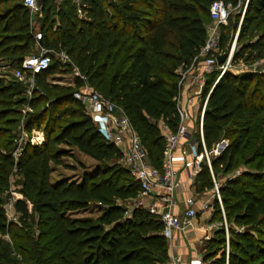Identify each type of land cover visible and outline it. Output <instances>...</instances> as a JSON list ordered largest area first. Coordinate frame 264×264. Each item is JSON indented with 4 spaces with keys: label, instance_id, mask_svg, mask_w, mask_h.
Wrapping results in <instances>:
<instances>
[{
    "label": "trees",
    "instance_id": "1",
    "mask_svg": "<svg viewBox=\"0 0 264 264\" xmlns=\"http://www.w3.org/2000/svg\"><path fill=\"white\" fill-rule=\"evenodd\" d=\"M22 1L0 0V61L16 67L35 54L37 44L38 16ZM42 1L40 45L54 54L65 51L71 62L63 65L52 54L50 66L35 75L30 98L22 82L0 76V234L11 238L0 236V264H165L170 247L162 222L140 208L131 217L125 214L140 185L74 92L88 84L121 107L151 164L161 168V126L172 132L178 126V70L205 44L216 0H83L82 17L73 0ZM237 15L242 42L234 61L263 58L264 0H249L242 21ZM228 25L222 27L223 50L234 38ZM258 29L254 41L246 37ZM59 72H74V84L51 83ZM216 75H208L203 127L208 149L228 141L212 167L230 224V252L227 259L225 232L219 230L207 241L203 260L219 253L215 264H264V73L228 71L211 91ZM26 105L32 111L24 112ZM34 127L44 140L27 141L15 158L20 130ZM71 149L99 165L79 181L53 178L55 166L73 155ZM239 168L242 173L232 178ZM12 170L22 177V198L15 202L22 226L6 223ZM195 178L201 189L214 187L206 164ZM96 205L97 216L74 214ZM222 218L216 205L210 220ZM235 225L243 230L235 231Z\"/></svg>",
    "mask_w": 264,
    "mask_h": 264
},
{
    "label": "built area",
    "instance_id": "2",
    "mask_svg": "<svg viewBox=\"0 0 264 264\" xmlns=\"http://www.w3.org/2000/svg\"><path fill=\"white\" fill-rule=\"evenodd\" d=\"M73 1L77 6L78 15L84 16L85 4L83 0ZM248 1L245 2L241 21ZM22 3L31 14L39 18L42 17V0H23ZM240 6L241 2L237 6H233L223 0H216L211 4L210 16L212 20L207 26L205 44L187 66L178 70V93L175 98L179 118L178 126L174 132L165 124L161 126L165 137V154L161 168L151 164L136 129L121 107L88 84L74 92L75 98L84 105L86 113L91 116L98 132L104 136L107 142L119 148L122 153L121 164L129 170L140 185V191L136 198L127 203L125 214L131 217L133 210L140 208L157 216L163 224L162 234L168 240L171 250L174 248L175 239L179 234L184 235L187 230L195 228L197 219L202 214L212 216L216 205H218L223 218L208 220L200 224L199 228L204 231V235L200 239L205 242L209 241L217 231L224 230L226 258L229 257L230 225L226 219L220 186L212 167L213 158L222 151L228 141L223 139L212 149H208L206 146L203 122L209 94L205 95L204 91L208 75L214 72H217V75L211 90L228 71L264 73V57L249 61L243 59L234 61L239 30L235 33L229 49H221L222 27L228 24L231 11L240 8ZM41 39L42 32L37 29L35 40L39 53L26 56L21 66L15 69L14 75L19 80L33 81L37 73L50 66L52 54L63 65L71 62L65 51L54 54L52 50L42 47ZM224 53L228 54L227 58L220 64L218 56ZM81 77L86 81L85 76ZM33 89L34 87L27 88L26 92L31 95ZM22 130L26 131L23 128ZM43 140L44 137L39 142L31 143H41ZM23 145L19 139L18 148L13 153L15 158L18 157ZM201 164H206L212 175L214 187L211 198L200 201L193 194L188 193L182 201V208L178 196L182 188L186 187V183L189 185L193 183L191 180L201 170ZM181 170L189 171L184 180L181 178ZM242 171L241 168L237 169L232 174V178L240 175ZM20 198H22V194L19 195L16 190L11 189L10 197L4 205L7 217H12L13 211L16 210L15 202ZM234 229L241 232L243 227L235 225ZM0 236L11 242L9 234H0ZM182 261L181 254L171 253L165 264H182ZM191 264H205L202 254L196 253Z\"/></svg>",
    "mask_w": 264,
    "mask_h": 264
},
{
    "label": "rangeland",
    "instance_id": "3",
    "mask_svg": "<svg viewBox=\"0 0 264 264\" xmlns=\"http://www.w3.org/2000/svg\"><path fill=\"white\" fill-rule=\"evenodd\" d=\"M239 2H241V6L240 8H237L235 10H232L230 13V17H229V21H228V26L227 28L231 30L232 34L235 35V33L239 30L241 26L238 25V18H237V14H242L243 9L245 7V2L246 0H239ZM241 16V15H240ZM38 24V23H37ZM254 27V25H252V28ZM260 31L259 29L256 30L255 35L253 36H246L248 37L250 40L252 39L253 41L255 40V36L257 34H259ZM241 40H239V34L237 37V46H241ZM35 54L39 53L38 49L35 48L34 49ZM33 52V53H34ZM17 67L16 66H12L11 62L8 59H4L0 61V76H4L6 79L11 80V79H16L19 82H22L26 89L27 88H32L36 86V77H34L33 81H29V80H19L18 78H16V76L14 75V71ZM75 73H68V72H59L55 75H53L52 77L49 78V81L53 84H60V85H73L74 81H75ZM94 88V87H93ZM95 89V88H94ZM26 92V90H25ZM33 93V91H32ZM26 94L28 95V98L31 97L30 94H28L26 92ZM24 112L27 111H32V108L29 105H26L23 108ZM44 137V133L41 129L39 128H33L31 131H23L22 129L20 130V133L18 134V138L17 141L19 142V139L21 141V144H25L27 141L30 140V142H39V140L41 141ZM17 142V143H18ZM70 152L73 153L72 156H67L64 157V165H59V166H55V171L53 172L52 176L53 178H70L72 180L75 181H79L81 180V177H83L84 172H91L93 170H95V168L99 165V162H97L96 160H94L92 157L81 153L80 151L74 149V150H70ZM121 163V162H120ZM123 165V164H121ZM187 177V176H185ZM10 179H11V189H14L17 191V193L20 195L21 192L20 190L22 189L23 185H22V177L20 174H16L14 173V171H11V175H10ZM191 181H193V183L191 185L186 183V187H183L181 190V193H190L193 194L196 198H198V200L203 201L208 199L209 197L211 198L212 195V189H201L200 184L196 181V178L192 179ZM9 199V197H6V202ZM5 202V203H6ZM13 215L11 218L6 217V223H14V224H18L20 226H22L21 224V220H20V213L17 210L13 211ZM75 216H97L99 214V209L98 206H92L89 210L87 211H82V212H77L74 213ZM205 221H207V218H204ZM230 225V224H229ZM171 249V248H170ZM202 253H205V250H201ZM207 252V251H206ZM220 254L218 253L217 256L211 258L210 260H208L207 262H205V264H215L214 262L216 261V259H218ZM216 264H221V263H216Z\"/></svg>",
    "mask_w": 264,
    "mask_h": 264
},
{
    "label": "crops",
    "instance_id": "4",
    "mask_svg": "<svg viewBox=\"0 0 264 264\" xmlns=\"http://www.w3.org/2000/svg\"><path fill=\"white\" fill-rule=\"evenodd\" d=\"M38 19L39 17L36 19L35 21L36 23H34L37 29L39 28ZM180 174L182 176L181 178L184 180L185 178H187L185 176H188L189 171L181 170ZM187 195L188 193L183 192L180 193L178 196L182 208H183L182 201ZM212 216H210V214H205V215L202 214V216L198 217L195 228L187 230L184 235L179 234L175 239L174 248H172V250L170 249V254L171 253L181 254L183 256L182 264H191V260L196 253L200 255L203 254L201 250L206 249L205 246L207 241L205 242L200 239L204 235V231L199 228V225L205 222L204 218H207L208 221L212 218Z\"/></svg>",
    "mask_w": 264,
    "mask_h": 264
},
{
    "label": "water",
    "instance_id": "5",
    "mask_svg": "<svg viewBox=\"0 0 264 264\" xmlns=\"http://www.w3.org/2000/svg\"><path fill=\"white\" fill-rule=\"evenodd\" d=\"M227 55H228L227 53H224V54L218 56V61H219L220 64H222V63L225 61V59L227 58ZM217 83H218V82H217ZM217 83H216V84H217ZM216 84H215V85H216ZM215 85L213 86V88L215 87ZM213 88H212V90H213ZM212 90H211V91H212ZM203 165H204V164H201V166H203Z\"/></svg>",
    "mask_w": 264,
    "mask_h": 264
}]
</instances>
